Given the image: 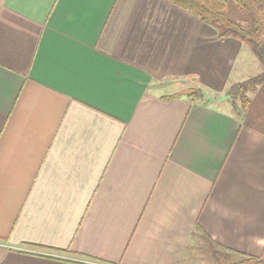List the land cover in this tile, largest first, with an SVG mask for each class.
<instances>
[{"label": "crops", "instance_id": "0c3cea01", "mask_svg": "<svg viewBox=\"0 0 264 264\" xmlns=\"http://www.w3.org/2000/svg\"><path fill=\"white\" fill-rule=\"evenodd\" d=\"M248 54L166 0H0V264L264 258V82L216 99Z\"/></svg>", "mask_w": 264, "mask_h": 264}, {"label": "trees", "instance_id": "16d2710c", "mask_svg": "<svg viewBox=\"0 0 264 264\" xmlns=\"http://www.w3.org/2000/svg\"><path fill=\"white\" fill-rule=\"evenodd\" d=\"M211 27L218 38L239 41L259 61L262 71L245 81L230 85L225 91L235 115L243 117L251 96L264 82V0H166ZM185 97L203 102L198 88L186 89L168 99ZM215 264H264V258L246 257L231 251L212 253Z\"/></svg>", "mask_w": 264, "mask_h": 264}, {"label": "rangeland", "instance_id": "374dc122", "mask_svg": "<svg viewBox=\"0 0 264 264\" xmlns=\"http://www.w3.org/2000/svg\"><path fill=\"white\" fill-rule=\"evenodd\" d=\"M249 57H250V62H248V63H246L245 65H246V70H247V72H246V76L245 77H247V78H250V77H253V76H255V75H257V74H259L261 71H262V67H261V65H260V63H259V61L256 59V57H255V55L253 54V53H251L250 51H249ZM185 90V89H184ZM183 90V91H184ZM182 92V91H181ZM218 101H221V102H225V101H227V102H229L228 100V98H227V96L224 94V95H221L220 97H218V98H216ZM230 104V103H229ZM219 106V105H218ZM226 106L227 105H225V104H223V105H220L219 106V108H222V109H224V108H226Z\"/></svg>", "mask_w": 264, "mask_h": 264}]
</instances>
